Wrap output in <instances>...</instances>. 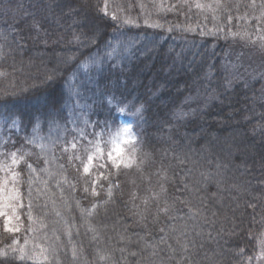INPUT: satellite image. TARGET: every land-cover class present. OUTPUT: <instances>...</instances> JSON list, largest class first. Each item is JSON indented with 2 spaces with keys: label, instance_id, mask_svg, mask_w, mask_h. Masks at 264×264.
Instances as JSON below:
<instances>
[{
  "label": "trees",
  "instance_id": "1",
  "mask_svg": "<svg viewBox=\"0 0 264 264\" xmlns=\"http://www.w3.org/2000/svg\"><path fill=\"white\" fill-rule=\"evenodd\" d=\"M165 1L157 16L136 0H0V95L60 106L59 127L30 123L41 103L23 97L8 105L19 130L0 120V163L27 154L19 231L0 217V253L27 240L58 264H257L264 87L235 72L246 48L228 35L264 0H220L215 27ZM123 123L132 161L117 168L98 150Z\"/></svg>",
  "mask_w": 264,
  "mask_h": 264
},
{
  "label": "rangeland",
  "instance_id": "2",
  "mask_svg": "<svg viewBox=\"0 0 264 264\" xmlns=\"http://www.w3.org/2000/svg\"><path fill=\"white\" fill-rule=\"evenodd\" d=\"M174 1L176 4H180L184 7H189V5H191V11H194V16L202 25L208 24L209 27H215L219 25L217 18L221 11V5L219 4L218 6L214 2V0H188L187 3H184L183 0ZM166 2L167 1L164 2V0H136V6L141 13L146 14L145 9L150 8L152 9L151 12H154V14L158 16L161 11V5L165 4ZM169 3L172 5L175 4L174 2H171V0H169ZM196 3H200L205 7H203L202 9L196 8ZM248 12V19L244 22V18L237 21L235 27H237L238 30L235 33H232V35H228L231 42L243 45L246 48V50L243 51L241 55L235 57V63H233V67L237 74L242 73V75L248 80H263L262 83L264 87V5L255 6L251 10L249 9ZM116 13H119V10H116ZM230 25V21L228 20L226 26ZM248 28L250 30H248ZM124 129H128V131L125 132ZM133 141L134 135L131 131L130 126L123 123L117 129V131L113 133L107 149L104 148L102 152V150L99 148L98 154L102 159H106L110 163H112L113 160L121 161L120 164L123 165L125 163H131L132 160L127 153V148ZM37 144L39 153H43V151H41L40 145L44 144H42L41 141H39ZM116 148H120L122 150L120 156L116 155ZM109 152L112 153L111 158H109ZM23 160L24 158H20L16 165L12 164V158H10L9 161L1 162L0 180H3L7 176L9 178V187H12L9 171L10 169H14L15 171L19 172V164ZM18 209L19 207L17 208V214ZM18 221L13 219L10 226L17 227ZM257 264H264V260L258 259Z\"/></svg>",
  "mask_w": 264,
  "mask_h": 264
},
{
  "label": "snow or ice",
  "instance_id": "3",
  "mask_svg": "<svg viewBox=\"0 0 264 264\" xmlns=\"http://www.w3.org/2000/svg\"><path fill=\"white\" fill-rule=\"evenodd\" d=\"M184 3H187L188 0H183ZM214 2L219 6L220 0H214ZM191 7V5H189ZM196 8H203L205 7L204 5L200 3L195 4ZM105 15H107V12H105ZM113 20H117L118 17L113 15L112 16ZM125 24L130 23L129 20L124 21ZM149 27H152L153 25L149 24ZM156 27H159V25H155ZM190 30V29H189ZM203 34V32L201 33ZM211 34V33H209ZM6 38V37H5ZM76 40H79L80 37L76 36L74 37ZM93 42H95V37L92 38ZM122 46L126 49L129 47L127 44H122ZM73 57H69L68 60H72ZM67 62V61H66ZM93 63H96L95 60H93ZM7 75L6 72L0 71V77H5ZM48 79H52V77H49ZM27 90H21L18 93H9V92H4L2 95H0V120H3L7 122L9 118H11V127L16 128L17 131L19 130L20 127V121L22 119L21 114L18 112H11L8 109V105L11 102V99H19V98H31L34 102L36 103H41V98L38 95H30V97H24L23 94ZM78 95V93H77ZM71 99V96H70ZM111 101H109V104ZM59 105L51 104V103H41V108L40 111H38L34 117L33 121L30 123H35V125L38 127L39 123L43 119H47L50 125L55 124L57 127H59L58 124V116H59ZM183 114H181L182 116ZM85 123H88V121H85ZM66 130V129H65ZM125 132L128 131V129H124ZM31 142V141H30ZM41 151H44L46 149V145H40ZM73 147H75V144H73ZM135 149H133L134 151ZM116 155L120 156L121 155V149L116 148ZM11 158H12V164L16 165L22 156L27 155L26 153H22L21 157L17 156L16 152L10 153ZM112 153L109 152V158H111ZM79 159V157H76ZM88 160L91 162L92 157L89 156ZM113 166L119 168L121 161H112ZM130 163H125L124 167H129ZM103 167V165H101ZM28 168L32 170V165L29 164ZM44 171H47V169H44ZM84 172L88 173L89 172V167L88 165L84 166ZM9 176L11 178V183L12 187H9V178L6 176L3 180H0V217L4 218V230L6 232H13V231H19V227H12L11 222L13 219L19 220V215L17 214V208L18 207H23L22 199L23 197L21 196L19 184L22 183L20 180V173L15 171L14 169H10L9 171ZM29 190H28V199H29V213H28V219L30 222L33 221V216H32V181L29 180ZM87 191V189H86ZM93 194L95 195V189H93ZM91 214V213H89ZM29 230H33L31 228V223L29 225ZM163 231V229H161ZM261 235H264L262 233ZM163 239V238H162ZM16 241H13V244H15ZM28 241L25 240L24 245L19 247L18 249L14 246H10V251H4L0 253V264H23V262L26 261H31L32 264H45L46 261L48 262H56L58 264V258L56 256V251L55 249H52L51 252L48 247H45L39 243L35 245L36 249H39V252L36 251H30L27 248ZM258 246L261 248V253L257 256V259L259 260H264V240H259L258 241ZM123 251V250H121ZM243 251V250H241ZM15 254V255H13ZM132 255H135V253H132ZM76 253L75 250H73V258L75 259ZM101 259H104V257H101ZM251 259V258H249Z\"/></svg>",
  "mask_w": 264,
  "mask_h": 264
}]
</instances>
